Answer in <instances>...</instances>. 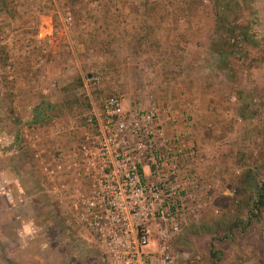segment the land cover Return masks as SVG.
I'll list each match as a JSON object with an SVG mask.
<instances>
[{
    "label": "rangeland",
    "instance_id": "obj_1",
    "mask_svg": "<svg viewBox=\"0 0 264 264\" xmlns=\"http://www.w3.org/2000/svg\"><path fill=\"white\" fill-rule=\"evenodd\" d=\"M112 95L127 118L161 109L163 149L185 139L179 177L199 183L182 189L174 264H264L245 184L264 179V0H0V264H108L43 161L98 133Z\"/></svg>",
    "mask_w": 264,
    "mask_h": 264
},
{
    "label": "built area",
    "instance_id": "obj_2",
    "mask_svg": "<svg viewBox=\"0 0 264 264\" xmlns=\"http://www.w3.org/2000/svg\"><path fill=\"white\" fill-rule=\"evenodd\" d=\"M162 118L157 106L127 118L123 100L109 96L96 117L98 133L86 135L70 155L58 150L43 161L51 190L71 200L108 264L175 263L171 239L181 231L185 206L176 179L187 146L179 136L163 142L164 149L158 145ZM128 133L137 138L130 149Z\"/></svg>",
    "mask_w": 264,
    "mask_h": 264
},
{
    "label": "trees",
    "instance_id": "obj_3",
    "mask_svg": "<svg viewBox=\"0 0 264 264\" xmlns=\"http://www.w3.org/2000/svg\"><path fill=\"white\" fill-rule=\"evenodd\" d=\"M54 108L55 107L50 104H48L46 107L36 108L35 110L36 115L34 119L37 122H41L45 120L46 118L51 117L52 111H48V109L52 110ZM60 108L61 107L59 106L58 109ZM245 184H247V187L249 188V190H251L252 193L254 192L253 199H252L254 200V203H253L252 209L249 210L250 220L251 221L254 219L260 220L261 215L264 211V179L258 180L257 178H255V176L249 174L247 178H245ZM246 190L248 189L246 188Z\"/></svg>",
    "mask_w": 264,
    "mask_h": 264
},
{
    "label": "crops",
    "instance_id": "obj_4",
    "mask_svg": "<svg viewBox=\"0 0 264 264\" xmlns=\"http://www.w3.org/2000/svg\"><path fill=\"white\" fill-rule=\"evenodd\" d=\"M190 99V98H189ZM35 115L36 114H34V117H35ZM33 123H39V122H37L34 118H33ZM55 141H58V143L61 145V146H63V147H65V144H64V142H63V140L61 139H58L57 138V140H55ZM36 149L37 150H41V148H40V146H39V148L36 146ZM72 149H68L67 147H65V150H62L65 154H67V155H70L71 153H72V151H71ZM58 150H55V151H53V152H51V155L53 154V153H55V152H57ZM197 155H198V152L196 153V156H195V159L194 160H197L198 162H199V159H198V157H197ZM197 157V158H196ZM193 158H194V156H193ZM180 175H178V177H177V181H178V183H180L183 187H185V186H187V184L188 183H192V181L195 179V180H197V182L199 183V178H197L196 176H194V175H189V176H187V179H186V181L185 180H183L182 178H180L179 177ZM5 183H8L9 184V186L10 187H12V183L10 182H7V180L6 181H4V184ZM4 186V185H3ZM0 187H2V186H0ZM195 187V186H194ZM193 187V188H194ZM5 189V188H4ZM10 190H12L11 188H10ZM4 191L3 193H4V195H6V196H4V198H7L8 197V201L9 202H12L13 200H14V197L12 196V192L11 191ZM56 200H58V202H65L66 204H68V205H71L72 204V202H71V200H69V199H67L66 197H63V198H60V197H56ZM98 245H99V243H98ZM100 246V245H99ZM101 248V247H100ZM102 249V248H101ZM103 250V249H102ZM103 252H104V250H103ZM104 254H105V252H104ZM105 257H106V255H105ZM71 261V260H70ZM107 261V260H106ZM75 262V260H72L71 262H70V264H72V263H74ZM45 264V263H44Z\"/></svg>",
    "mask_w": 264,
    "mask_h": 264
}]
</instances>
